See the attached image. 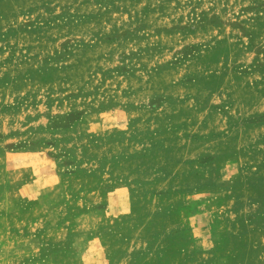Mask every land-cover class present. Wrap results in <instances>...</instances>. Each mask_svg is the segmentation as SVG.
<instances>
[{
    "label": "rangeland",
    "instance_id": "rangeland-1",
    "mask_svg": "<svg viewBox=\"0 0 264 264\" xmlns=\"http://www.w3.org/2000/svg\"><path fill=\"white\" fill-rule=\"evenodd\" d=\"M0 264H264V0H0Z\"/></svg>",
    "mask_w": 264,
    "mask_h": 264
}]
</instances>
